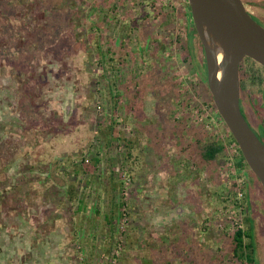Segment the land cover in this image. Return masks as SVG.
Masks as SVG:
<instances>
[{
    "label": "rangeland",
    "instance_id": "rangeland-1",
    "mask_svg": "<svg viewBox=\"0 0 264 264\" xmlns=\"http://www.w3.org/2000/svg\"><path fill=\"white\" fill-rule=\"evenodd\" d=\"M185 2L0 0V264H249V226L264 264L258 181L197 153L229 137L190 91Z\"/></svg>",
    "mask_w": 264,
    "mask_h": 264
},
{
    "label": "water",
    "instance_id": "water-1",
    "mask_svg": "<svg viewBox=\"0 0 264 264\" xmlns=\"http://www.w3.org/2000/svg\"><path fill=\"white\" fill-rule=\"evenodd\" d=\"M186 1L202 46L206 82L216 111L264 190V144L244 117L239 96L241 58L249 57L264 66V26L251 17L242 0Z\"/></svg>",
    "mask_w": 264,
    "mask_h": 264
},
{
    "label": "trees",
    "instance_id": "trees-1",
    "mask_svg": "<svg viewBox=\"0 0 264 264\" xmlns=\"http://www.w3.org/2000/svg\"><path fill=\"white\" fill-rule=\"evenodd\" d=\"M185 2V12L184 15L189 16L190 20L189 22L186 19L185 24V45L181 47L183 50L182 54V63L188 64L191 70V73L194 75V80L189 82L190 85V91H192L193 94H196L198 97L201 98V101L203 105L205 106V109L208 111L214 113V115L217 116L218 122H221L223 126L225 127V131L228 134L229 139L234 140L232 135L230 134L229 130L227 129L226 125L223 123L222 119L218 115L216 108L214 106L212 96L210 95L209 88L206 82V66L204 65V58L202 60V63L197 61L196 58V52H195V40H198L188 4ZM199 41V40H198ZM200 43V42H199ZM201 46V44H200ZM202 47V46H201ZM239 78H240V95L248 105L252 106L253 108L257 105L254 101V98L259 93H262V103L261 105H264V66H261V64L257 63L256 61L252 60L249 57H242L240 61V67H239ZM135 95V93H134ZM120 95H118V98ZM192 99V97L190 98ZM130 100H128L129 103ZM196 107L200 110L202 109L201 106L196 105ZM242 108V106H240ZM242 111V109H241ZM244 115V114H243ZM245 117V116H244ZM114 120L111 121L110 125L108 126L109 133L103 134L108 138H113V124ZM200 143V142H199ZM236 143V142H235ZM237 144V143H236ZM197 153L200 159L204 162L211 163L214 162L220 153L224 151V145L220 141H216L215 139L203 141L202 144H199V146H196ZM239 151V155L236 159L235 165L238 170L243 173L250 174V176L255 178L257 181L258 179L254 176L253 173L249 170L243 156H241V152ZM129 157H131L130 153H127ZM98 160V159H97ZM261 187V184L258 182ZM262 188V187H261ZM263 190V188H262ZM244 193V192H243ZM264 193V190H263ZM70 196H72L71 192H69ZM71 199V198H70ZM83 207V202H81L78 206V209H81ZM247 223L249 222V219H246ZM252 229L250 226L246 229H242L237 227L232 236H231V254L232 257L235 259H238L241 262H247L249 264H255L256 260V248L255 241L253 238V234L251 233ZM185 264H190L189 262H185Z\"/></svg>",
    "mask_w": 264,
    "mask_h": 264
},
{
    "label": "flooded vegetation",
    "instance_id": "flooded-vegetation-1",
    "mask_svg": "<svg viewBox=\"0 0 264 264\" xmlns=\"http://www.w3.org/2000/svg\"><path fill=\"white\" fill-rule=\"evenodd\" d=\"M246 7V6H245ZM247 9V8H246ZM248 10V9H247ZM248 12L250 13L251 17L255 20H259L261 23V26H264V21L262 20V18H260L259 16H257L256 14H254L253 11L248 10ZM256 21V20H255ZM259 23V24H260ZM240 67V64H239ZM240 106H242V113L244 114L246 120L249 123V126L253 129V131L256 133V135L259 137V139L262 141V143L264 144V138L262 139L260 136H264V123H262V121H260V113H259V109L256 107V109H250L251 114H253L254 116V120L251 119V115L249 114L248 110H247V105L245 104V100L240 96ZM264 109V105L262 106ZM260 135V136H259Z\"/></svg>",
    "mask_w": 264,
    "mask_h": 264
},
{
    "label": "built area",
    "instance_id": "built-area-1",
    "mask_svg": "<svg viewBox=\"0 0 264 264\" xmlns=\"http://www.w3.org/2000/svg\"><path fill=\"white\" fill-rule=\"evenodd\" d=\"M223 142H221L223 145H224V151L226 152L227 154V157H226V165L230 168H233L234 166V163L236 162V159L239 155V151H238V145L231 139H227V140H224L222 139ZM228 172H231L233 174L237 173L236 170H229ZM237 176L239 175L238 173L236 174ZM239 177V176H238ZM241 179L238 178V181H240ZM240 182H237V185L238 187H240ZM237 195H238V198H241L242 195H243V192L240 190V188H238V191H237Z\"/></svg>",
    "mask_w": 264,
    "mask_h": 264
},
{
    "label": "bare ground",
    "instance_id": "bare-ground-1",
    "mask_svg": "<svg viewBox=\"0 0 264 264\" xmlns=\"http://www.w3.org/2000/svg\"><path fill=\"white\" fill-rule=\"evenodd\" d=\"M220 58H221V54L219 53V54L217 55V57H216V62H219Z\"/></svg>",
    "mask_w": 264,
    "mask_h": 264
},
{
    "label": "crops",
    "instance_id": "crops-1",
    "mask_svg": "<svg viewBox=\"0 0 264 264\" xmlns=\"http://www.w3.org/2000/svg\"><path fill=\"white\" fill-rule=\"evenodd\" d=\"M185 8V7H184Z\"/></svg>",
    "mask_w": 264,
    "mask_h": 264
}]
</instances>
